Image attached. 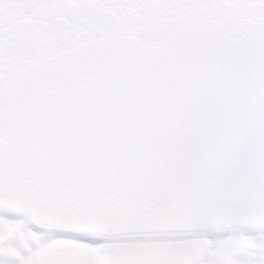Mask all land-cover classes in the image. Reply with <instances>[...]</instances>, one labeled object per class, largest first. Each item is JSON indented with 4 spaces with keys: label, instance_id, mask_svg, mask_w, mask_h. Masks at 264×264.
<instances>
[{
    "label": "snow or ice",
    "instance_id": "6c2138e0",
    "mask_svg": "<svg viewBox=\"0 0 264 264\" xmlns=\"http://www.w3.org/2000/svg\"><path fill=\"white\" fill-rule=\"evenodd\" d=\"M0 264H264V0H0Z\"/></svg>",
    "mask_w": 264,
    "mask_h": 264
}]
</instances>
